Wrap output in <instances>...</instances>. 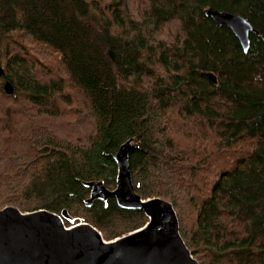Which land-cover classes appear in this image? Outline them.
Masks as SVG:
<instances>
[{
    "label": "trees",
    "instance_id": "obj_1",
    "mask_svg": "<svg viewBox=\"0 0 264 264\" xmlns=\"http://www.w3.org/2000/svg\"><path fill=\"white\" fill-rule=\"evenodd\" d=\"M133 2L0 0V208L141 228L114 198L84 205L134 138L136 193L173 205L199 264H264V0ZM208 7L253 26L247 52Z\"/></svg>",
    "mask_w": 264,
    "mask_h": 264
},
{
    "label": "water",
    "instance_id": "obj_2",
    "mask_svg": "<svg viewBox=\"0 0 264 264\" xmlns=\"http://www.w3.org/2000/svg\"><path fill=\"white\" fill-rule=\"evenodd\" d=\"M203 14L217 27H227L243 51H248L249 35L257 31L243 16L213 7L204 9ZM203 75L216 83L213 73ZM3 90L8 95L14 92L7 80ZM136 146L135 139L129 138L112 155L117 168L113 189L101 180L84 183L90 190L84 205L90 207L95 200L106 205L109 198H114L120 208L145 214L147 222L141 228L106 240L96 227L77 221L66 209L60 213L45 209L22 212L13 206L3 207L0 264H199L180 235L173 205L158 197L144 199L136 193L129 171V155Z\"/></svg>",
    "mask_w": 264,
    "mask_h": 264
},
{
    "label": "rangeland",
    "instance_id": "obj_3",
    "mask_svg": "<svg viewBox=\"0 0 264 264\" xmlns=\"http://www.w3.org/2000/svg\"><path fill=\"white\" fill-rule=\"evenodd\" d=\"M135 5H136V2H135V0H134V2H133V8L135 7ZM65 119V118H64Z\"/></svg>",
    "mask_w": 264,
    "mask_h": 264
}]
</instances>
